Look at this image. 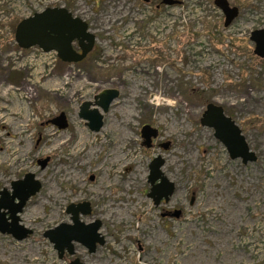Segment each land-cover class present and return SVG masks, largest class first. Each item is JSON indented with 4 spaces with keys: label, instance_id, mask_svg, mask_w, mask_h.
I'll use <instances>...</instances> for the list:
<instances>
[{
    "label": "rangeland",
    "instance_id": "obj_1",
    "mask_svg": "<svg viewBox=\"0 0 264 264\" xmlns=\"http://www.w3.org/2000/svg\"><path fill=\"white\" fill-rule=\"evenodd\" d=\"M214 1L0 0V190L12 194L28 173L41 183L19 213L32 233L0 232V264H179L191 249L184 264H264V59L250 39L264 28V0H229L239 8L229 26ZM60 6L97 36L84 61L15 40L22 19ZM106 88L120 95L93 131L80 106ZM209 103L242 129L255 161L232 159L201 124ZM61 112L66 128L51 121ZM144 124L160 131L150 147ZM82 134L95 146L80 157L73 144ZM158 155L175 191L155 205L148 177ZM86 201L92 211L80 219L101 222L104 244L91 252L75 241L74 255L60 257L44 233L72 223L68 205Z\"/></svg>",
    "mask_w": 264,
    "mask_h": 264
},
{
    "label": "water",
    "instance_id": "obj_2",
    "mask_svg": "<svg viewBox=\"0 0 264 264\" xmlns=\"http://www.w3.org/2000/svg\"><path fill=\"white\" fill-rule=\"evenodd\" d=\"M177 0H162L164 4H174ZM215 4L225 14L224 25L228 26L238 16L239 9L230 6L228 0H215ZM15 39L21 48L38 46L45 52L56 51L58 57L69 63L82 61L93 49L96 35L90 30L88 23L81 17L74 16L65 7H48L42 11L22 19L16 26ZM250 39L254 42V54L264 58V29L252 31ZM78 42L81 52L74 48ZM120 95L116 88H106L94 96V101H84L80 106L79 115L87 120L88 127L93 131H99L104 124V113H107L111 104ZM59 128L68 125L64 112L51 120ZM201 124L214 128V135L227 147L232 159L242 158L243 163L255 161L256 153L250 148L242 129L236 122L224 112L221 105L209 103L201 117ZM144 144L148 147L152 139L156 138L159 130L150 124L141 128ZM169 143L163 147L168 149ZM48 158L39 161L45 165ZM165 159L159 155L150 163L149 181L152 184L148 194L159 205L162 200L168 201L175 191V184L171 182L162 166ZM159 180L158 183H155ZM22 184L24 187L20 186ZM41 183L34 179V175L28 173L25 179L13 183V192L9 194L7 189L0 190V232L12 234L16 239L22 240L32 233V230L20 224L19 213L22 212L28 199L39 191ZM16 198L18 201H15ZM4 209L5 211H1ZM92 211L88 201L71 203L67 212L72 214V223H62L55 229L47 230L44 235L54 243L59 256L62 257L65 250L74 255L73 242L85 245L91 252H95L97 244H104V237L99 233L101 222L99 220L85 223L80 219V214H90ZM9 214V219L6 217ZM178 216V213H177ZM70 264H85L75 258Z\"/></svg>",
    "mask_w": 264,
    "mask_h": 264
},
{
    "label": "bare ground",
    "instance_id": "obj_3",
    "mask_svg": "<svg viewBox=\"0 0 264 264\" xmlns=\"http://www.w3.org/2000/svg\"><path fill=\"white\" fill-rule=\"evenodd\" d=\"M41 73V71H39V74ZM69 79V78H68ZM79 83H81V82H79ZM57 85H61V82H57ZM28 97L30 98V97H32V95L30 94V93H28ZM27 117V116H26ZM26 117H25V119H26ZM23 125V124H22ZM88 136L87 135H81L79 138H78V140H76L75 142H74V144H73V146H74V149H73V153L75 154V155H80V157H82L83 155L85 156H87V155H89V152H91V150L94 148V143H88ZM62 143H65V141H62ZM85 144H89L88 146H89V148H91V150H89V151H83V146L85 145ZM115 144H119V140H115ZM20 152H22V150L20 149V148H17L16 149V151H15V153H20ZM125 162V161H124ZM122 164H123V162H122ZM130 163H128L127 165H129ZM58 169H60V168H58ZM65 172H66V175H70V172L69 171H67V170H65ZM137 173V172H136ZM136 173L135 174H133L129 179H125L124 180V182L125 183H130L131 182V178H132V181H135V179H136ZM73 175V174H72ZM74 176V175H73ZM123 180L122 181H118V180H116V181H114V183L115 184H118L119 186H123ZM136 186H137V184H136ZM118 197V196H117ZM119 199V201H121V203L123 204V208L124 209H130L129 207H128V203H127V201H124V200H122L121 198H118ZM138 201H140V199L138 200ZM194 251H195V249H191L186 255L184 254L183 255V258H180L179 260H180V263L179 264H184V260L186 259V257L188 256V255H192V252L194 253Z\"/></svg>",
    "mask_w": 264,
    "mask_h": 264
},
{
    "label": "flooded vegetation",
    "instance_id": "obj_4",
    "mask_svg": "<svg viewBox=\"0 0 264 264\" xmlns=\"http://www.w3.org/2000/svg\"><path fill=\"white\" fill-rule=\"evenodd\" d=\"M147 1H149V0H147ZM228 2H229V4H230V6H234V5H232L231 3H230V1L228 0ZM159 5V4H158ZM237 7V6H236ZM68 9V8H67ZM239 9V8H238ZM69 10V9H68ZM70 11V10H69ZM71 13H73L72 11H70ZM73 15L74 16H78V15H76V14H74L73 13ZM78 17H81V16H78ZM82 18V17H81ZM85 21L88 23V25H89V28H90V23L85 19ZM91 30V29H90ZM96 35V34H95ZM96 38H97V36H96ZM95 45H96V42H95V44H94V47H93V49L88 53V55L82 60V61H84L91 53H92V51L94 50V48H95ZM74 48L78 51V52H81V48L79 47V44H78V42H75L74 43ZM254 48H255V46H254ZM262 59H264V58H262ZM81 62V61H80ZM204 113V112H203ZM54 119V118H53ZM52 119V120H53ZM201 121V120H200ZM68 122V121H67ZM104 125V124H103ZM145 125V124H144ZM58 126V125H57ZM68 126V125H67ZM66 126V127H67ZM65 127V128H66ZM103 127V126H102ZM142 135V134H141ZM159 135H160V131H159V134H158V136L156 137V138H153L152 139V144H151V146L153 145V142H154V140L155 139H157L158 137H159ZM145 140V139H144ZM143 144H144V141H143ZM145 145V144H144ZM161 145L163 146V144L161 143ZM148 147V146H147ZM159 156V155H158ZM162 156V155H161ZM163 157V156H162ZM164 158V157H163ZM154 159V158H153ZM152 162V161H151ZM165 164V163H164ZM164 166V165H163ZM163 166H162V168H163ZM163 171V170H162ZM149 180V179H148ZM150 182V181H149ZM151 184V183H150ZM151 187H152V184H151ZM149 194V193H148ZM163 201V200H162ZM161 201V202H162ZM165 201V200H164Z\"/></svg>",
    "mask_w": 264,
    "mask_h": 264
}]
</instances>
